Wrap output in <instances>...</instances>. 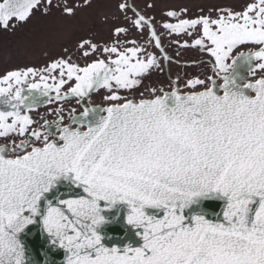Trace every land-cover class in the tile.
Listing matches in <instances>:
<instances>
[{"label":"snow or ice","instance_id":"1","mask_svg":"<svg viewBox=\"0 0 264 264\" xmlns=\"http://www.w3.org/2000/svg\"><path fill=\"white\" fill-rule=\"evenodd\" d=\"M80 6L3 0L0 28ZM156 8L117 0L107 37L0 75V264H264V0ZM172 46L210 72L152 83Z\"/></svg>","mask_w":264,"mask_h":264},{"label":"flooded vegetation","instance_id":"2","mask_svg":"<svg viewBox=\"0 0 264 264\" xmlns=\"http://www.w3.org/2000/svg\"><path fill=\"white\" fill-rule=\"evenodd\" d=\"M136 2L142 7L144 0H136ZM149 2H151V0H149ZM249 2H252V0H155L157 8H156V11L152 14L156 16L157 20H159L161 9L179 10L182 7H187L190 13L196 14L200 12L201 8H203L206 13L208 9L211 8L212 6H218L220 8H225V9L231 8V9L239 11L242 9V7L246 3H249ZM73 3L81 5L77 9L75 16H72V17L64 16L57 9H52L48 14H44L42 9L41 10L34 9L30 18L35 13H38L40 16L39 20L42 21L40 25L47 26L48 24L44 23L46 18L50 16L51 14H55L56 20L59 23L51 25L53 30H57L58 28L60 29L72 28L73 29L77 27V28H80V30L87 32L86 38L99 39L101 37H107L110 25L105 21V16H108V17L112 16V14L115 11V4L117 3V0H91L90 6H85L83 3V0H73ZM30 18L27 20L26 24L28 23ZM61 21H66V22L62 24L60 23ZM50 46L52 47L53 44L49 45V47ZM165 46L166 47L168 46L167 40H165ZM58 47L59 46L56 45V48ZM65 48L67 47H64L61 50L64 51ZM59 50L57 52L59 53L62 52ZM176 52H179V57L174 56V59H179V64L178 65L174 64L170 72H169V69L166 68L163 74H160V73L155 74L152 78V83L158 84L160 82H163L165 88L167 89V80L169 78V75H171V77L174 79L177 71H179L181 75H183L185 71H187L190 74L193 72L202 73V72H205L206 70L210 72V66L206 68L205 66H202L199 64V61L201 59L205 61L208 60V57L206 55L199 53L195 49H190L186 51L184 49H178L175 46H172L170 48V54H175ZM46 56H49V52L48 53L40 52L38 59L42 60ZM73 59H75V57H73ZM49 61L50 60H48V62ZM186 64L190 65V67L185 68L184 66ZM28 67H34V68L39 69V68H43L44 66L40 65V66H28ZM145 83H149V81H145ZM143 90L144 89L141 88L139 89L138 92L135 93L137 98H139V92ZM145 95L147 94L145 93ZM93 100H94V106L95 105L102 106L101 104L102 97L100 95L94 94ZM39 111L43 113L44 111L43 107H41ZM32 114L35 115V111ZM3 144H5V141L3 138H0V145H3Z\"/></svg>","mask_w":264,"mask_h":264},{"label":"rangeland","instance_id":"3","mask_svg":"<svg viewBox=\"0 0 264 264\" xmlns=\"http://www.w3.org/2000/svg\"><path fill=\"white\" fill-rule=\"evenodd\" d=\"M39 18V14L35 13L27 24L8 29L0 28V75L28 66H45L50 58L63 53L61 49L67 47L70 51L74 50L78 41L87 36V32L77 27L53 30L51 25L59 23L55 14H51L45 22L43 21L48 24L47 26L40 25L42 21ZM52 44L53 46L49 47ZM54 44L59 47L56 48ZM58 50L62 52L59 53ZM40 52H49V56L42 60L38 59Z\"/></svg>","mask_w":264,"mask_h":264},{"label":"water","instance_id":"4","mask_svg":"<svg viewBox=\"0 0 264 264\" xmlns=\"http://www.w3.org/2000/svg\"><path fill=\"white\" fill-rule=\"evenodd\" d=\"M213 206L209 209V211L211 212H220L221 210V206H222V202L221 201H212L210 202ZM123 216V210L121 211V217ZM31 227V226H30ZM130 231V230H129ZM106 232L109 236H112L114 239L111 242H116L115 238L118 237H125V231L123 229V227H121L120 225H108L106 227ZM128 238H132L135 239L134 234L131 235V237ZM127 239V238H126ZM25 242L28 245V247L30 249H32L33 251H38L44 244L43 239L39 236L38 230L35 227H31V232H29L26 236H25ZM110 242V243H111ZM135 242L137 244L141 243L142 241L139 240V238H136ZM64 258V253L63 250H60L56 255H55V259L57 261H62Z\"/></svg>","mask_w":264,"mask_h":264}]
</instances>
